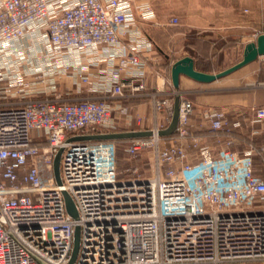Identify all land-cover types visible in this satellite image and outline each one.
Wrapping results in <instances>:
<instances>
[{"label":"built area","instance_id":"obj_1","mask_svg":"<svg viewBox=\"0 0 264 264\" xmlns=\"http://www.w3.org/2000/svg\"><path fill=\"white\" fill-rule=\"evenodd\" d=\"M133 24L131 0H0V50L44 32L48 45L39 55H52L63 72L83 73L86 67L72 58L103 49L116 62L106 74V91L123 97L127 87L145 88V59L125 47L113 52ZM122 73L133 77L129 83L119 80ZM36 75L41 79L44 72ZM31 82L0 74V264H68L76 227L73 264H264V146L240 154L228 148V139L214 153L188 134L193 104L180 99L176 133L189 141L198 162H188L181 144L159 149L158 130H152L149 138L131 139L125 152L135 157L153 150L155 176L120 178L114 141L71 140L111 132L108 102L60 92L21 101ZM79 82L90 84L82 74ZM154 108L170 121V98ZM254 114L264 122V105ZM208 117L213 130L229 127L222 111ZM60 149L57 185L53 159ZM62 192L77 219L66 213Z\"/></svg>","mask_w":264,"mask_h":264},{"label":"crops","instance_id":"obj_2","mask_svg":"<svg viewBox=\"0 0 264 264\" xmlns=\"http://www.w3.org/2000/svg\"><path fill=\"white\" fill-rule=\"evenodd\" d=\"M146 6L150 7L151 13L143 12ZM131 9L134 24L120 35L113 52L125 47L145 59L144 90L132 92L127 87L123 97L111 96L106 91L110 86L106 74L116 62H110L106 51L100 49L95 57L82 55L72 58L75 66L86 67V70L80 73L78 68V71L68 73L72 81L70 86L64 85V94L74 95L69 99L106 100L112 109V127L109 130L115 132L149 129L147 126L155 122L168 123L164 113L155 111V103L170 98L173 111V100L178 94L180 99L193 104L186 126L188 134L202 138L214 153L225 147L228 139L231 140L228 148L240 154L251 147L259 149L264 146V122L256 121L254 114L255 109L264 105V84L258 79L260 63L257 60L207 84L180 76L178 91L174 90L170 80L172 64L185 56L193 58L196 70L211 74L222 70L212 68L206 72L198 65L205 62L213 67L222 65L234 54L239 61L243 47L264 33V0H131ZM173 19L177 20L175 24ZM31 44L47 48L46 34L41 32L35 39L15 42L11 50H0V74L5 80L25 71V56L30 54L26 49ZM199 48L205 52L201 53ZM52 61L49 63L53 68L51 73L63 72L57 60ZM80 74L87 76L90 84L80 83ZM119 78L121 82L129 83L133 77L122 73ZM249 81L257 86L248 89L246 82ZM55 82L51 77L44 87L35 85L34 94L51 96L61 89V84L57 86ZM242 83L245 85L241 86ZM212 110L224 113L228 128L213 130L210 127L208 113ZM163 140L166 147L181 144L187 152L188 162H198V153L189 141L180 140L177 133ZM254 161L258 164L259 158L255 157ZM163 168V172L168 169L167 166Z\"/></svg>","mask_w":264,"mask_h":264},{"label":"water","instance_id":"obj_3","mask_svg":"<svg viewBox=\"0 0 264 264\" xmlns=\"http://www.w3.org/2000/svg\"><path fill=\"white\" fill-rule=\"evenodd\" d=\"M264 56V33L257 35L254 41L247 43L242 50L241 59L235 64L219 71L218 73H205L195 69L194 60L190 56H185L177 61H175L170 68V80L172 87L175 91L179 89V80L180 76H185L193 81L198 83H211L213 81L224 78L231 73L241 69L242 67L258 60L260 57ZM179 105L180 98L177 94L173 100V111L171 119L166 128L158 130L157 135L159 137H170L174 135L177 131L178 122H179ZM153 136L152 130H135V131H119V132H107L95 135H83L76 136L72 138V141H117V140H131L138 138H149ZM62 150H58L53 159V175L57 185L61 184L60 175H59V162L60 155ZM66 213L73 219H77L78 215L74 204L68 193L62 192ZM80 229L79 227L75 228L73 236V248L71 252V257L68 264H73L79 244Z\"/></svg>","mask_w":264,"mask_h":264},{"label":"rangeland","instance_id":"obj_4","mask_svg":"<svg viewBox=\"0 0 264 264\" xmlns=\"http://www.w3.org/2000/svg\"><path fill=\"white\" fill-rule=\"evenodd\" d=\"M36 46H34L33 44H31L29 47L27 46V51L28 53L30 52V54H28L26 57V63H27V68L25 69V71H21L20 73H17L16 75H14V78L23 76L24 78L30 79L32 82V84L30 86V92L28 94H26V98L21 100H28L34 97H44L46 95H38V94H34V90H35V85H40L42 87H44V85H47L48 81L51 80V77L54 78V80H56L55 83H57V86L61 84V89L58 90V92H60L61 94H63V97L66 98H72L74 97V95L70 94V96L65 95L64 92L66 91V86H70V82L72 81L69 78L68 73L66 72H61L58 74L55 73H51L52 70L48 71L47 70L50 69L51 65L49 64L50 62H53L52 59L54 60L53 57H49V55H39L40 51H44L46 50L44 48H38L35 49ZM7 49L5 48L4 51H6ZM51 60V61H50ZM238 60V57L234 54V56H231L228 58V60H226L225 64L222 67H228L231 66L232 64H234L236 61ZM260 63V66L264 64V56L259 58L257 60ZM21 70V69H20ZM40 71L44 72V77H42V82H40V78H36L37 75ZM36 78V79H35ZM260 77L258 76V79ZM259 81L261 83L264 84V81L260 80ZM245 83V82H244ZM244 83L241 84V86L245 85ZM248 85L246 86L248 89L249 88H253L254 86H257V84L255 82L249 81L246 82ZM65 91H64V88ZM50 94V93H49ZM47 94V95H49ZM160 114H163L162 111L157 112ZM169 124V122L167 123H161V122H155L153 124L150 125H144L149 127V129H145V130H161L167 127V125ZM164 140L162 137H159V140L157 141V147L159 149H164L166 148V145L164 144ZM117 172L119 174L120 178H134V177H139V178H152L155 176V162H154V152L153 150H143L141 152H139L135 157H129L127 156L126 152H125V148L127 146V144L125 142H120L117 143ZM163 167H162V171H163ZM133 170H136V173H132Z\"/></svg>","mask_w":264,"mask_h":264},{"label":"trees","instance_id":"obj_5","mask_svg":"<svg viewBox=\"0 0 264 264\" xmlns=\"http://www.w3.org/2000/svg\"><path fill=\"white\" fill-rule=\"evenodd\" d=\"M199 49H200L201 53H204L205 52L204 49H202V48H199ZM223 65L224 64H222V65L221 64L220 65H214V67H213V65H211L209 62H205V63L199 64L198 67L200 68V70L207 72V71H211L212 68L217 69V70H223V69L227 68L225 66L222 67ZM259 77H260L259 78L260 80L264 81V64L260 66ZM111 132H115V131L114 130H111ZM162 138H167V137H162ZM129 141L130 140H117V141H114V142H115V144L120 143V142H125L126 144H128Z\"/></svg>","mask_w":264,"mask_h":264}]
</instances>
